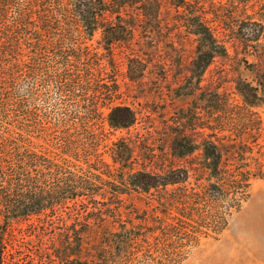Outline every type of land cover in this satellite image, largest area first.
Here are the masks:
<instances>
[{"label": "trees", "instance_id": "trees-1", "mask_svg": "<svg viewBox=\"0 0 264 264\" xmlns=\"http://www.w3.org/2000/svg\"><path fill=\"white\" fill-rule=\"evenodd\" d=\"M163 4L175 9V27H184L198 42L190 74L176 90L178 96L191 97L194 106L181 109L175 117L171 151L173 157L183 159L201 149L202 162L158 175L133 169L140 155L135 156L137 148L130 144H114L113 167L98 153L104 138L111 134L106 133V124L111 130H128L137 122V113L129 106L114 105L120 88L115 68L111 66V72L103 64V55L88 42L101 29L104 47L110 53L113 46L134 37L137 27L152 24L145 33L160 34ZM247 5L240 1L230 5V11L220 7L215 20H208L199 2L189 0H0V110L4 113L0 124L12 119L7 124L16 121L20 131L0 132L3 232L16 220L41 215L59 223L61 211L67 209L77 215V211L90 213L89 209L103 206L107 215L110 204L98 202V196L105 200L112 195L107 200L120 206L121 196L130 192L148 193L176 185L179 188L169 197L173 199L161 202L166 210L175 207L180 216L173 218L180 225L164 228L165 242L182 235V229L192 227L191 223L209 225L210 216L202 210L220 200L228 202L227 213L239 209L248 197L251 180L262 174L261 168H250L247 155L258 145L264 124L253 109L264 105V5L251 15L233 17L237 11L246 12ZM219 28L224 32L220 34ZM234 41L245 56L255 60L243 59L252 79L236 82L243 97L240 104L233 103L227 93L201 87L215 60L230 58L228 44ZM129 62L130 81L137 84L144 61L139 55ZM54 96L51 111L38 108ZM105 109L109 110L107 117ZM42 135L49 138L56 152L33 145L32 138ZM191 135L201 136L202 143L196 144ZM192 175L198 181L206 177L209 183L190 188L187 182ZM99 221L100 227L108 222L102 217ZM97 229L79 219L65 225L54 249L57 259L62 264H109L104 255L112 254V237L123 234L107 235L103 249L95 250Z\"/></svg>", "mask_w": 264, "mask_h": 264}, {"label": "rangeland", "instance_id": "rangeland-1", "mask_svg": "<svg viewBox=\"0 0 264 264\" xmlns=\"http://www.w3.org/2000/svg\"><path fill=\"white\" fill-rule=\"evenodd\" d=\"M189 1L199 2L208 20H215L214 13L218 12L220 7L230 11L229 6L239 5L240 1L247 2L248 9L246 12H235L233 17L236 19L246 16L245 14L251 15L253 11L258 12L261 5H264V0ZM165 5L163 4L159 11L160 34L145 33L152 24L137 27L134 37L113 46V52L110 53L104 47L101 29L88 42V45L103 55V64L111 72V66L115 68L114 74L120 88L114 105L129 106L137 113V122L128 130L115 131L107 124L105 126L106 133L111 134L104 138L98 153L112 167L114 144L119 142L137 148L135 156L140 157L133 167L135 171L163 175L172 169L190 168L191 164L198 165L202 162L201 149L183 159L173 157L171 151L175 117L181 109L186 110L194 106L191 97L178 96L176 90L184 85L185 77L190 74L191 63L197 56L198 42L197 37L187 34L184 27H175V9L170 4ZM225 14L229 15L227 11ZM136 23L130 21L131 25ZM218 32L221 34L224 30L219 28ZM228 48L230 58H217L204 74L201 87L221 94L227 93L233 103L240 104L243 97L237 91L236 82L238 79H252L243 59L246 57L250 63L255 60L245 56L235 41L228 44ZM139 55L144 61V72L138 83L133 84L129 78V60ZM54 98L55 96L48 102H41L38 108L51 111ZM253 109L264 121V105ZM197 112L204 117V111L199 109ZM3 114L0 110V115ZM104 114L107 117L109 110L105 109ZM1 119L0 117V123ZM11 122L12 119L7 122L4 120L3 124H0V132H6L7 129L13 133L20 132L17 129L18 123L15 121L11 126L7 124ZM47 122H44L46 127L49 126ZM198 131L204 132L200 129ZM42 136L43 138L33 137V145H41L56 152L49 138ZM190 139L196 144H201L203 140L201 136L196 135H191ZM257 144L253 147V152L247 155V162L252 170L261 168L262 174L251 180L248 197L241 202L239 209L232 208L227 213L226 200L204 208L202 212L210 216L209 225L201 223L199 226L191 223L192 227L182 229V235L165 242L164 228L167 225H180L173 219L180 216L175 207L166 210L161 202L166 198L173 199L169 197H172L179 185L152 189L148 193L130 192L121 196L120 206L116 205L113 199L107 200L112 198V195H108L105 200L98 196V202L110 204L107 215L104 213L106 207L103 209V206L102 209H89L90 213L77 211V215L67 209L61 211L62 219L59 223L56 218L35 216L14 221L5 233L1 228L4 220L0 217V249L5 247L2 264H62L55 256L54 249L60 244L59 234L63 232L65 225L70 226L75 219H79L82 223L88 221L95 224L97 229L102 224L99 221L101 217L108 222L96 230L95 250L103 249L107 235L123 234L119 238L112 237L113 246L109 250L111 255L98 254L99 259L104 255L109 264H264V124ZM202 178L198 181L192 175L187 182L188 187L199 188L207 185L209 182L206 177ZM118 206V210H112ZM122 226L124 227L121 228ZM185 233L186 235H183ZM193 233L194 237L189 238ZM84 257L90 258V255ZM96 263L104 264L100 261Z\"/></svg>", "mask_w": 264, "mask_h": 264}]
</instances>
